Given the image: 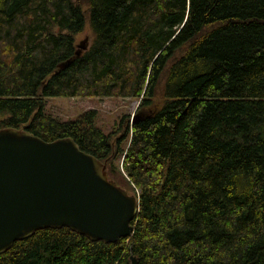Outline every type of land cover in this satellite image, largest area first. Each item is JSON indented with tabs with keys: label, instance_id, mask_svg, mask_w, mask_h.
Returning a JSON list of instances; mask_svg holds the SVG:
<instances>
[{
	"label": "trees",
	"instance_id": "1",
	"mask_svg": "<svg viewBox=\"0 0 264 264\" xmlns=\"http://www.w3.org/2000/svg\"><path fill=\"white\" fill-rule=\"evenodd\" d=\"M50 96L139 104L105 132ZM4 127L72 138L119 185L123 157L139 206L128 237L43 228L0 264H264V0H0Z\"/></svg>",
	"mask_w": 264,
	"mask_h": 264
},
{
	"label": "water",
	"instance_id": "2",
	"mask_svg": "<svg viewBox=\"0 0 264 264\" xmlns=\"http://www.w3.org/2000/svg\"><path fill=\"white\" fill-rule=\"evenodd\" d=\"M88 45H76V55ZM138 206L137 196L108 176L106 161L72 138L45 141L23 128H0V254L43 228L115 242L132 234ZM128 261L138 264L133 254Z\"/></svg>",
	"mask_w": 264,
	"mask_h": 264
},
{
	"label": "rangeland",
	"instance_id": "3",
	"mask_svg": "<svg viewBox=\"0 0 264 264\" xmlns=\"http://www.w3.org/2000/svg\"><path fill=\"white\" fill-rule=\"evenodd\" d=\"M91 40V32L89 27H85L76 36V45L83 42L89 44ZM80 49V48H79ZM139 104V99L131 97H65V96H50L45 98V111L52 116L62 120L73 119L87 109H96V124L105 132L115 130L119 127L120 120L123 119V124L126 120H132ZM123 157H120L114 162L115 175L121 177L124 183L120 182L122 187L136 195L139 189H136L130 182L127 174L122 168ZM126 264V263H125ZM129 264V263H127Z\"/></svg>",
	"mask_w": 264,
	"mask_h": 264
},
{
	"label": "built area",
	"instance_id": "4",
	"mask_svg": "<svg viewBox=\"0 0 264 264\" xmlns=\"http://www.w3.org/2000/svg\"><path fill=\"white\" fill-rule=\"evenodd\" d=\"M138 194H139V193H136L137 198H138Z\"/></svg>",
	"mask_w": 264,
	"mask_h": 264
},
{
	"label": "bare ground",
	"instance_id": "5",
	"mask_svg": "<svg viewBox=\"0 0 264 264\" xmlns=\"http://www.w3.org/2000/svg\"><path fill=\"white\" fill-rule=\"evenodd\" d=\"M135 195V194H134Z\"/></svg>",
	"mask_w": 264,
	"mask_h": 264
}]
</instances>
